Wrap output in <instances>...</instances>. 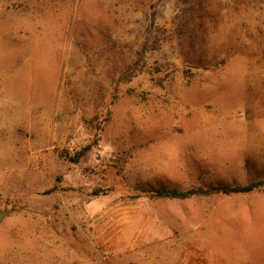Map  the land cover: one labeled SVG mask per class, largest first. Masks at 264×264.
<instances>
[{
	"label": "rangeland",
	"instance_id": "rangeland-1",
	"mask_svg": "<svg viewBox=\"0 0 264 264\" xmlns=\"http://www.w3.org/2000/svg\"><path fill=\"white\" fill-rule=\"evenodd\" d=\"M264 0H0V264H264Z\"/></svg>",
	"mask_w": 264,
	"mask_h": 264
},
{
	"label": "trees",
	"instance_id": "trees-1",
	"mask_svg": "<svg viewBox=\"0 0 264 264\" xmlns=\"http://www.w3.org/2000/svg\"><path fill=\"white\" fill-rule=\"evenodd\" d=\"M264 190V178L245 185L239 186H220L217 188L204 189L201 187H191L189 189L180 190H165L158 189L147 192L151 198H165L184 200L195 196H232L237 194H249Z\"/></svg>",
	"mask_w": 264,
	"mask_h": 264
},
{
	"label": "water",
	"instance_id": "water-1",
	"mask_svg": "<svg viewBox=\"0 0 264 264\" xmlns=\"http://www.w3.org/2000/svg\"><path fill=\"white\" fill-rule=\"evenodd\" d=\"M6 214H7L6 212H0V222L3 220Z\"/></svg>",
	"mask_w": 264,
	"mask_h": 264
}]
</instances>
